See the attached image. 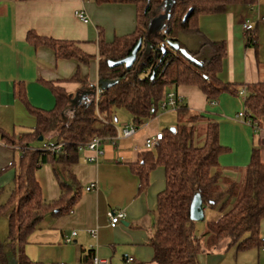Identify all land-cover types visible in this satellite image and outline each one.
Listing matches in <instances>:
<instances>
[{"label": "crops", "instance_id": "crops-1", "mask_svg": "<svg viewBox=\"0 0 264 264\" xmlns=\"http://www.w3.org/2000/svg\"><path fill=\"white\" fill-rule=\"evenodd\" d=\"M164 4L161 8L166 10L167 1ZM78 11L85 12L89 22L78 19ZM260 17H264V0H258L254 6L232 5L224 13L201 15L200 31L194 33L200 38L199 48L190 51L200 59L209 60L224 44L225 54L218 74L223 84L238 85L240 90L264 82V25L259 21ZM245 21L257 35L253 45H248V33L243 28ZM137 26V9L132 4H99L96 0H0L1 196L6 191L10 195L15 178L14 169L2 171L22 157L18 146L7 145L3 135L21 136L31 131L37 126L32 109L49 111L55 107L56 99L50 84L62 87L73 96L71 110H79L96 99L102 92L99 89L102 81L99 75L100 40L111 43L115 37L133 34ZM30 33L73 42L93 58L88 63L57 58L52 48L28 41ZM77 72L82 82L71 81ZM169 91L182 97L188 107L187 115H201L204 116L202 121L219 124L220 143L226 149L219 163L228 178L233 181L244 178L242 175L251 161L254 147L259 150L264 163V117L258 120V129L238 119L237 115L245 110L242 96L222 92L215 104L210 105L197 86L180 85ZM158 114L137 127L138 132L133 138L122 139L119 148L104 144V155L97 163H89L87 156L90 153L79 150V160L71 167V172L82 187L80 198L68 213L58 214L55 210L56 214H48L30 235L25 253L31 261L35 264H94L93 257L97 256L108 260L109 264H128V257L134 259L129 264H156L151 239L157 222L158 196L166 188L165 170L157 166L150 172L148 186L141 189L142 180L136 168L143 163L142 156L148 151L144 147L146 139L164 131ZM172 115L168 113L167 119L173 120ZM197 122L196 134L200 130L205 132L207 123L201 122L200 118ZM128 124H134L132 116L118 128ZM50 141L54 139L43 138L33 148H41ZM36 178L46 201L59 199L60 180L50 163L38 170ZM61 180L65 181L64 176ZM94 183L96 188L87 191L86 188ZM110 210L126 213V219L115 228L109 224ZM205 213L206 221L210 212L206 209ZM210 214L214 216L215 213ZM91 229H97V238L90 235ZM74 232L77 234L72 243H65ZM260 236L264 240V219ZM0 242L8 264H17L16 245L9 243L8 233L0 238ZM254 248L238 250L236 246L222 244L200 254L198 261L199 264H264V246Z\"/></svg>", "mask_w": 264, "mask_h": 264}, {"label": "trees", "instance_id": "trees-1", "mask_svg": "<svg viewBox=\"0 0 264 264\" xmlns=\"http://www.w3.org/2000/svg\"><path fill=\"white\" fill-rule=\"evenodd\" d=\"M96 1L99 4H132L137 9L138 26L133 34L115 38L111 43L103 39L99 42L100 79L103 83L113 84L100 93L97 103L90 101L68 121L64 115L72 104L73 96L62 87L50 84L56 99L55 107L49 111L33 108L37 126L31 131L21 136L3 135L7 145L25 149L17 163L2 171L15 170L9 198L5 203L0 202V218L8 217V240L11 245H16L17 264H35L26 255L25 247L45 217L50 213L56 214L55 210L58 214L68 213L78 202L82 187L71 167L79 160L81 145L96 136L116 134L113 122L116 108L126 109L132 116V122L141 127L157 113L168 93H176L169 91L172 87L192 85L206 95L210 105L215 104L222 92H230L244 98V112L259 126L258 120L264 117V82L238 90V85L220 81L218 74L223 64L224 44L209 60H204L178 39L181 32L194 34L200 31L198 22L201 15L224 13L232 5L254 6L258 0H176L165 29L154 36L149 35L150 23L166 0ZM247 33L248 45L255 44V31ZM140 39L143 40V48L132 68L109 66L108 61L130 55ZM28 41L36 46L52 48L57 58L77 59L83 63L93 58L73 42L33 33L28 35ZM170 43H178L180 49L196 58L197 63L186 59L180 49H173ZM71 81L82 82L79 72ZM241 91L245 95H241ZM188 112L183 101L177 113L185 116ZM192 118L190 128L180 121L174 131L163 132L164 140L155 146L154 151H147L142 156L143 163L136 168L142 180L141 189L148 186L150 172L157 166L165 170L166 188L158 196L157 222L151 239L156 264H199L198 256L216 249L222 241H228V247L236 246L238 250L264 246L260 236V225L264 219V163L259 150L254 147L243 180L233 181L224 174L219 163L220 156L226 151L220 143L219 124L206 122L204 135H198L196 122L204 116L194 115ZM53 131H57L54 141L65 144V153L54 155L33 148ZM47 163L53 167L61 189L59 199L51 202L43 198L36 178L38 170ZM197 193L208 212L216 214L205 221V231L190 218L191 202ZM0 261L8 264L1 242Z\"/></svg>", "mask_w": 264, "mask_h": 264}, {"label": "built area", "instance_id": "built-area-1", "mask_svg": "<svg viewBox=\"0 0 264 264\" xmlns=\"http://www.w3.org/2000/svg\"><path fill=\"white\" fill-rule=\"evenodd\" d=\"M76 16L78 19H80L82 22H89V17L86 15L85 12L83 11H78L76 12ZM259 21L264 25V17H260ZM243 28L244 31H250L252 30V26L245 21L243 23ZM241 95H245L244 91L240 92ZM183 103L182 97H180L178 94L171 92L168 93L165 100L160 103L159 109L158 110H173V111H178ZM237 118L240 119L244 124L254 127L256 129L259 128L258 123L253 120L250 116H248L244 111L239 113L237 115ZM116 129V128H115ZM138 132V128L134 124H128L125 127L117 130L116 129V134L113 136H108V137H99L96 136L94 137L90 142L81 145L80 150L81 151H86L89 152L90 154L87 156V161L89 163H97L98 159L104 155V150H103V145L104 144H111L115 147L120 146V142L122 139H130L133 138L136 133ZM164 140V133L163 132H158L155 136L149 137L146 139L144 143V147L146 150L150 151L154 149V147L160 142ZM64 143H56L55 141H50L47 142L45 145H43L41 148H39L40 151L43 152H50L54 155H61L65 153L64 151ZM18 149L21 152V156H23L25 149L18 147ZM37 150V149H33ZM96 188V184H91L86 188L87 191H92ZM108 218H109V224L112 228H115L119 224H121L125 219H126V213L123 210H110L108 212ZM90 235L93 238H97V229H91L89 230ZM77 233L74 232L72 233L71 237H67L65 239V243H72L73 237ZM134 259L133 258H127L126 261L127 263H131ZM93 262L94 264H109L108 260L106 259H101L97 256L93 257Z\"/></svg>", "mask_w": 264, "mask_h": 264}, {"label": "rangeland", "instance_id": "rangeland-1", "mask_svg": "<svg viewBox=\"0 0 264 264\" xmlns=\"http://www.w3.org/2000/svg\"><path fill=\"white\" fill-rule=\"evenodd\" d=\"M165 6V4H163ZM168 7L167 9H162L160 8V10H158L156 12V14L154 15L151 23H150V28H151V31H155L157 30L156 28L160 27L161 25H163V23H165L166 21V17H167V14H168ZM161 16V17H160ZM157 22V23H156ZM156 23V25H155ZM141 30H143L141 28ZM150 31V29H149ZM117 38V37H115ZM115 38L113 39V41L115 40ZM178 39L180 40V42L185 46V47H188L189 50L190 49H194V50H197V48H199V44H200V38L198 37V35L196 34H185L183 32H181L180 34H178ZM165 48V47H164ZM181 67H184V66H181ZM174 68V67H173ZM193 69V68H192ZM195 70V69H193ZM99 96H97L96 99H94L93 101H95L97 103V101L99 100ZM71 107H73V105L71 104V106L68 107V110L66 111L64 117L66 118V116H68L65 121H68V120H72V118L74 117V114L76 113V110L77 109H73L72 110L70 109ZM157 113H159V117L161 119V123H162V130H164L163 132L167 133L169 130H171L172 128H176L177 126V123L179 124L180 121L186 123L188 125V127H192V125L190 124L191 121H192V117L191 115H185V116H179L178 114L176 115L177 111H173V110H158ZM170 113V114H173V120H168L167 119V114ZM131 114L124 108H116L115 109V118H114V124L115 126L117 127V129H119L118 127L121 126L123 124V121L124 120H128L130 118ZM116 118L118 120H116ZM102 120V117L100 118ZM100 120V121H101ZM201 122H203L204 124H206L205 121H202V119L200 120ZM197 124H199L197 122ZM198 126V125H197ZM207 126V124H206ZM57 131H53L49 134L46 135L47 138L50 137V139H55V135L57 134L56 133ZM200 133V134H199ZM198 135H204V132L203 131H199ZM154 150V149H153ZM244 176V174L242 175V177ZM243 180V178L240 180V182ZM9 193L8 191H6L2 196H1V201L2 203H4L6 200H7V197H8ZM206 210V208H205ZM214 214V213H213ZM216 215V214H214ZM211 214L208 213L207 214V217L210 218ZM199 224V227L201 230L204 229V226H205V222H198ZM8 220L6 219V217H1L0 218V238L2 239L8 232ZM228 241H222L219 246H221L222 244H227ZM218 246V247H219ZM255 249V248H254ZM255 252H257V249L254 250Z\"/></svg>", "mask_w": 264, "mask_h": 264}, {"label": "water", "instance_id": "water-1", "mask_svg": "<svg viewBox=\"0 0 264 264\" xmlns=\"http://www.w3.org/2000/svg\"><path fill=\"white\" fill-rule=\"evenodd\" d=\"M166 1H167V7L169 10L167 17H166V21H165V23H163V25L156 28L157 30L151 31V29H150L149 35H151V36H154L158 32L165 29L166 22L170 19L171 8H172L173 4L176 2V0H166ZM170 46L175 50L180 49V46L178 43H170ZM142 48H143V40L140 39L137 42V44L135 45V47L133 48L130 55H128L127 57H125L123 59L117 60V61H112V60L108 61L109 66L110 67H117V66L124 65L127 69L132 68V66L135 64V62L137 60L138 53L142 50ZM163 49H164V47H163ZM180 52L189 61L197 63L196 58H193L185 49H180ZM112 84L113 83H109V82L103 83V81H101L100 85H99V89L102 90V92H103L104 90H107ZM173 131H174V129H173ZM41 140H42V138H41ZM190 218L193 222H204L206 219V213H205V207H204L203 199L199 193H197L193 197V200L191 202Z\"/></svg>", "mask_w": 264, "mask_h": 264}]
</instances>
